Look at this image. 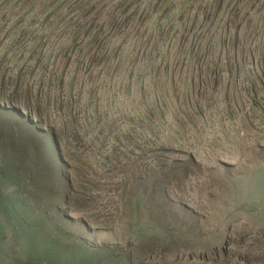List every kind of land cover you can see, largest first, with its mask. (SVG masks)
<instances>
[{
	"label": "rangeland",
	"instance_id": "1",
	"mask_svg": "<svg viewBox=\"0 0 264 264\" xmlns=\"http://www.w3.org/2000/svg\"><path fill=\"white\" fill-rule=\"evenodd\" d=\"M5 160L111 264H264V0H0Z\"/></svg>",
	"mask_w": 264,
	"mask_h": 264
},
{
	"label": "trees",
	"instance_id": "2",
	"mask_svg": "<svg viewBox=\"0 0 264 264\" xmlns=\"http://www.w3.org/2000/svg\"><path fill=\"white\" fill-rule=\"evenodd\" d=\"M51 160L58 183H63L57 157L52 153ZM18 168L16 161L0 163V212L9 224L13 244L19 251L15 264H111L108 253L106 257L98 256L95 249L76 239H61V229L52 217V209L43 208L33 198L32 188L22 183L30 179L20 177ZM15 180L18 183L12 187ZM72 185L68 177V191H72ZM70 201L67 192L65 204Z\"/></svg>",
	"mask_w": 264,
	"mask_h": 264
}]
</instances>
